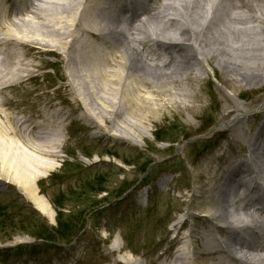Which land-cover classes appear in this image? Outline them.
Masks as SVG:
<instances>
[{
	"label": "rangeland",
	"instance_id": "rangeland-1",
	"mask_svg": "<svg viewBox=\"0 0 264 264\" xmlns=\"http://www.w3.org/2000/svg\"><path fill=\"white\" fill-rule=\"evenodd\" d=\"M26 7L24 0H6L7 13L1 20L5 28L0 27V38L8 41L0 42V61L8 73L0 81V154L6 151L8 162L16 150L32 170L40 172L36 186L55 217L50 223L21 185L0 180V264H125L120 260L126 251L137 264H159L178 245L197 248V235L205 231L197 221L201 213L196 206L201 185L197 175L206 171V162L224 152L223 145L240 153L241 145L229 141L230 129H226L234 124V116L225 115L227 100L243 103L249 115L241 123L257 126L264 111V80L231 85L219 65L203 62L202 73L193 66L187 72L202 77L197 84L202 89L199 101L184 100L186 107L142 92L154 100L138 111L146 132L137 141L85 108L69 75L65 45L60 47L55 37L53 43H38L25 29L12 25L18 18L32 19ZM71 33L81 34L78 29ZM107 39L110 46L99 47L109 56L113 41ZM87 40L96 46L101 41L98 35ZM242 67L249 70L252 62ZM185 72L181 69L178 74ZM7 116L24 120L25 128L33 132L47 131L49 139L41 142L56 140L60 156L53 158L23 145L28 137L10 133L16 125ZM46 162L56 168L46 170L42 167ZM58 216L69 228L57 233ZM190 230L191 239L184 238ZM116 243L123 249L115 250Z\"/></svg>",
	"mask_w": 264,
	"mask_h": 264
},
{
	"label": "bare ground",
	"instance_id": "bare-ground-1",
	"mask_svg": "<svg viewBox=\"0 0 264 264\" xmlns=\"http://www.w3.org/2000/svg\"><path fill=\"white\" fill-rule=\"evenodd\" d=\"M24 1L32 19L18 18L12 25L25 29L38 43H53L55 37L60 47L65 45L69 75L85 108L104 122H114L116 131L137 141L146 132L138 111L147 108L145 105L149 107L154 100L142 92L154 94L157 101L168 98L174 104L199 101L202 89L197 84L200 85L202 77L187 72L193 66L202 73L203 62L219 65L227 71L226 82L231 85L264 80V0H149L139 14L130 17L124 31L111 27L121 26L124 19L122 6L113 9L115 0H36L40 4ZM4 6L0 2L1 28H5L1 22L7 13ZM149 27L157 28L164 39L150 38ZM74 29L80 30L82 36L72 34ZM91 35L100 36L97 46L87 40ZM107 38L113 41L109 56L99 47L110 46L106 44L110 42ZM7 41L0 38L1 44ZM164 46L174 49H159ZM3 62L0 61V81L8 73ZM248 62H252V68L243 70L242 64ZM85 63H89L88 68ZM181 69L186 72L179 75ZM226 105V117L234 116V124L226 128L230 129L229 141L239 143L241 151L236 153L230 145H223L224 152L212 157L206 162V171L198 173L201 185L196 206L201 213L197 221L204 225L205 231L197 235V248L178 245L170 258L162 259L159 264L264 263V255L255 252L257 248L238 237L239 231L232 227L235 222L241 224L250 237L257 228H264V188L260 185L264 182V111L260 113L261 123L255 126L256 123H241L249 115L243 103L231 99ZM6 118L16 125L11 126L10 133L28 137L23 145L53 158L60 156V144L56 140L41 142L50 136L47 131L33 132L25 128L24 120ZM95 127L102 128L97 123ZM2 152L0 180L21 185L37 210L53 223L55 212L36 186L40 172L32 170L16 150L11 151L8 162L6 151ZM230 153V159L222 167L224 157ZM42 167L56 168L47 162ZM193 232L188 231L184 238L191 239ZM114 249L122 250L123 245L116 243ZM120 261L137 264L130 251Z\"/></svg>",
	"mask_w": 264,
	"mask_h": 264
},
{
	"label": "trees",
	"instance_id": "trees-1",
	"mask_svg": "<svg viewBox=\"0 0 264 264\" xmlns=\"http://www.w3.org/2000/svg\"><path fill=\"white\" fill-rule=\"evenodd\" d=\"M160 140V139H159ZM160 141H162V140H160ZM172 142L174 143H177V141L176 140H172ZM101 191H106V189L105 188H101L100 189ZM59 215H61V213L59 214ZM62 216H58V218H57V220H58V224H57V228H56V231H57V233H58V231H60V229L62 230H64V229H66V228H69V225L68 224H66L63 220H62V218H61ZM79 226V225H78ZM77 225L76 226H73L74 228L76 227L78 230H80V228L81 227H78ZM61 232V231H60ZM39 237H38V239H42V237H40V235H38Z\"/></svg>",
	"mask_w": 264,
	"mask_h": 264
}]
</instances>
